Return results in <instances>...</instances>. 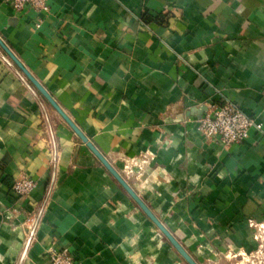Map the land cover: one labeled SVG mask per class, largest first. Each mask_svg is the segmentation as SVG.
<instances>
[{"label": "crops", "instance_id": "0c3cea01", "mask_svg": "<svg viewBox=\"0 0 264 264\" xmlns=\"http://www.w3.org/2000/svg\"><path fill=\"white\" fill-rule=\"evenodd\" d=\"M48 1L0 0L3 41L195 261L264 264V0ZM224 101L263 124L229 150L198 131ZM51 248L187 264L0 48V264Z\"/></svg>", "mask_w": 264, "mask_h": 264}, {"label": "built area", "instance_id": "2783aa9c", "mask_svg": "<svg viewBox=\"0 0 264 264\" xmlns=\"http://www.w3.org/2000/svg\"><path fill=\"white\" fill-rule=\"evenodd\" d=\"M20 14L29 7L39 13L50 12L48 0H5ZM263 124L249 117L243 109L230 101L209 104L207 111L198 122V131L203 139L211 145L229 150L235 145L245 143L252 129L262 130ZM37 188L35 180L20 177L14 181L13 191L22 199L28 198ZM51 264H78L74 252L69 248H51L48 251Z\"/></svg>", "mask_w": 264, "mask_h": 264}, {"label": "water", "instance_id": "95a60500", "mask_svg": "<svg viewBox=\"0 0 264 264\" xmlns=\"http://www.w3.org/2000/svg\"><path fill=\"white\" fill-rule=\"evenodd\" d=\"M0 48L4 51L10 61L14 62L15 65L23 72L26 76L27 80L31 82L36 89L39 91L41 96L48 102L54 109L60 114L62 119L70 126L72 131L78 136V138L85 143L88 149L91 151L93 155L103 164V166L107 169L109 174L114 178V180L118 181L121 187L125 190L128 196L134 201L140 210L144 213V215L155 225V227L161 232V234L165 237V239L171 244L173 249L179 256L184 260L187 264H199V262L195 261L193 257L189 254V252L185 249L182 243L174 237V235L169 231V229L164 225L162 221L153 213L150 209L146 201H144L141 196L138 194L136 190L129 184L128 181L124 179L121 173L112 166V164L105 158V156L99 151V149L95 146L86 137V135L81 131L78 125L71 121V119L66 115L58 102L50 95V93L46 90V88L37 81V79L28 71L25 65L18 59L15 53L10 49L6 42L0 37ZM205 110V109H204Z\"/></svg>", "mask_w": 264, "mask_h": 264}]
</instances>
